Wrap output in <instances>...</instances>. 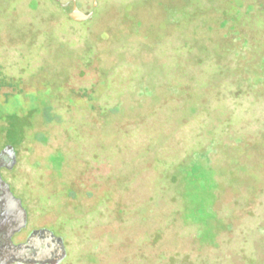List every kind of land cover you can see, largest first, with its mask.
Returning <instances> with one entry per match:
<instances>
[{
  "label": "rangeland",
  "instance_id": "1",
  "mask_svg": "<svg viewBox=\"0 0 264 264\" xmlns=\"http://www.w3.org/2000/svg\"><path fill=\"white\" fill-rule=\"evenodd\" d=\"M98 1L119 16L88 109L61 106L49 71L63 48L89 64L93 22L70 23L53 0H17L34 46H0V148L17 154L2 177L29 224L63 240L60 264H264V0H182L150 21V49L120 33L142 0ZM90 77L71 81L87 88Z\"/></svg>",
  "mask_w": 264,
  "mask_h": 264
},
{
  "label": "flooded vegetation",
  "instance_id": "2",
  "mask_svg": "<svg viewBox=\"0 0 264 264\" xmlns=\"http://www.w3.org/2000/svg\"><path fill=\"white\" fill-rule=\"evenodd\" d=\"M16 1L17 0H0V20L5 19V25L3 23V28L2 30H0V46H4L6 47V49H17L18 47L23 46V44H25L26 47L31 48L34 46L33 41L35 40V37L34 35H31L28 38L29 41L28 40L24 41V38L22 36V33H20V28L18 26ZM53 1L54 3L57 4L58 8L63 12L67 21H69L70 23L86 25V24H91L93 22L92 23L93 26L91 28V34L94 35L93 39L95 40H92V42H89L87 44V47H84L85 48L84 51L90 52L92 49L96 51L92 59L88 60L89 64L84 65V67L81 66L80 63H82L83 60H80V62L78 61L79 53L73 54V50L68 51L67 49L64 50L65 48H63L54 51L53 54L54 59L53 60L50 59V61L53 62V65L51 71H49V73H52V75H54V73L58 74L57 75L58 78L56 80L54 79V81H51L52 86L51 85L50 86L51 88H53V90L54 87L55 89L62 88L61 93L63 98L58 101L61 106L68 109L69 111H70V107L72 106L75 107L74 109H83V107L88 109L89 107L93 106L91 104L92 101L91 98H94L95 100L99 98V92L98 90L96 91V88L98 86L97 84L100 82V78H98V74L101 75V73L109 72L114 60L111 52V47H112L113 38H116L117 34H115L113 23L114 24L117 23L116 19L118 18L119 14L117 15L115 13L109 16L110 11H108V9L106 11L100 10V3L98 0H81L84 2L86 1L85 5L86 4L91 5V11H89L87 14L85 13L88 16L85 20H76L72 18L71 13L75 9L81 11L79 9L80 0H53ZM169 1L170 0H162L159 5L157 2L152 4L150 2L149 5H146L145 0L130 4L127 7L126 11L124 12L126 16L122 17L125 18L127 21L121 23L120 33L125 32L128 36H133V37L137 36L136 39L141 42L142 49L146 46L149 48L150 45L153 44L151 43V41L154 42L158 40L157 37L152 39L150 37L151 31H155V29H157L156 27H153L154 28L153 30L151 29L152 27L150 25V21L157 22L155 21L157 17L159 16L162 17V15H165L167 17L170 16L173 12L175 14H178V9L182 8V5L184 6L182 0H175V4L173 5H170V3L172 2ZM32 3H35V5H37L36 2H32ZM161 17L159 18L162 19ZM110 18L112 23L111 24L109 23V25L108 24L105 25L104 22L106 21L104 19H110ZM178 20L179 18L175 19L174 22H172V20H169L166 21L167 22L166 24L169 23L170 25H174L175 28H179ZM181 23H183V19H181ZM4 60H6L5 56L0 55V73H5L3 71V66H2V61ZM20 61H22V59H19L17 61V64L20 67L19 73L22 71L21 70L22 64ZM50 61H46L48 66H51ZM45 71H46L45 67L41 69L42 73H45ZM38 72L40 73V71ZM87 76H91L90 77L91 79L88 78L91 83L90 87L84 88L83 86L80 87L73 86V82H72L73 80L75 79L77 80L78 77L81 79L82 77H87ZM70 81L72 82V84H70ZM54 99H56L55 96L52 98V100ZM80 99L81 101L82 100L85 101L83 102L84 104L80 102L83 105L78 106L76 104H78L77 101ZM52 100H51V107H52ZM89 119H91V117H89ZM1 123L2 122L0 121V124ZM8 145L10 144H5L2 148H5ZM2 148H0V152ZM75 160L79 161V163L76 164V166H79L80 169L82 170L85 169V165L79 159H75ZM16 162H17V154H16ZM4 170L8 171L6 168L3 167L0 171L1 177H2V171ZM41 230H47L52 232L48 226L37 224V222L30 225L29 216L26 211L25 226L19 232H16L11 237V241L13 245L24 244L33 233ZM14 237L15 240L13 241ZM36 264H45V263L39 262Z\"/></svg>",
  "mask_w": 264,
  "mask_h": 264
},
{
  "label": "water",
  "instance_id": "3",
  "mask_svg": "<svg viewBox=\"0 0 264 264\" xmlns=\"http://www.w3.org/2000/svg\"><path fill=\"white\" fill-rule=\"evenodd\" d=\"M76 20L88 16L75 9L71 13ZM16 153L11 145L0 152V171L12 170ZM26 222V211L21 201L15 198L0 173V264H59L66 256L63 240L52 232L41 230L33 233L24 244L13 245L11 237L19 232Z\"/></svg>",
  "mask_w": 264,
  "mask_h": 264
},
{
  "label": "trees",
  "instance_id": "4",
  "mask_svg": "<svg viewBox=\"0 0 264 264\" xmlns=\"http://www.w3.org/2000/svg\"><path fill=\"white\" fill-rule=\"evenodd\" d=\"M4 130H5V126H4V124H3V123H1V124H0V131H2V132H3ZM2 132H1V133H2Z\"/></svg>",
  "mask_w": 264,
  "mask_h": 264
}]
</instances>
